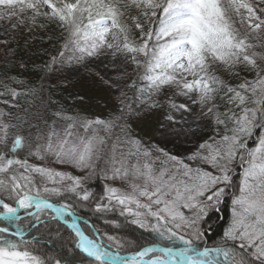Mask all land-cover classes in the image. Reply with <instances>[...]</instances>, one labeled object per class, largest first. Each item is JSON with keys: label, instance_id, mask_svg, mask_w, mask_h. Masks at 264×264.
I'll return each mask as SVG.
<instances>
[{"label": "snow or ice", "instance_id": "obj_1", "mask_svg": "<svg viewBox=\"0 0 264 264\" xmlns=\"http://www.w3.org/2000/svg\"><path fill=\"white\" fill-rule=\"evenodd\" d=\"M0 20L6 46L21 28L57 34L47 35L56 54L43 71L88 69L124 104L106 119L69 116L41 138L14 114L32 92L18 90L27 64L0 79L9 109H0V264H73L72 254L53 261L31 247L53 225L61 239L67 230L80 264H264V0H0ZM132 75L146 81L140 110L162 114L161 136L194 142L183 155L133 134L140 113L124 103ZM93 176L109 181L103 195L87 186ZM226 200L232 218L209 245L206 217ZM117 208L149 238L81 226L80 212Z\"/></svg>", "mask_w": 264, "mask_h": 264}, {"label": "trees", "instance_id": "obj_2", "mask_svg": "<svg viewBox=\"0 0 264 264\" xmlns=\"http://www.w3.org/2000/svg\"><path fill=\"white\" fill-rule=\"evenodd\" d=\"M53 34L54 33L52 31H49L47 35ZM47 35H45L44 32H36L34 36H43L44 42H41L39 38H36V41L30 43L29 38H26V33H24L18 42L23 49L17 51L11 58L3 56L2 61H0V79H2L6 73L13 76L17 75L16 69L18 68H15L16 66L13 64V61L19 64L23 61V63L27 64V70H21L22 75L18 76V79L25 81L26 86L24 88H18V90L27 93L28 89L31 88L32 92L19 98V106L15 110L14 114L22 120L30 121L33 126L31 129L33 133H45L49 128L53 127L55 123V116L58 112H60L61 115L65 114L68 110L74 108V104L79 97L93 99V97L97 95L96 92L99 91V88L94 85L87 88L73 89L70 83H66L65 80L59 78L58 72L48 74L43 71V68L39 71L35 70L36 66H34V64H36L37 61L38 64H41V61L37 60L38 56H36L35 51H39L40 46L43 43H46ZM36 44H38V46ZM10 45L11 43L7 46ZM30 46H32L33 49H29ZM55 54L56 50L53 52V55ZM143 71V69L140 70L141 73ZM132 81H137V88L134 89L131 87ZM142 82L143 80H137L136 75L128 81L129 86L124 88V92L126 93L124 101L125 104L131 105L134 108L139 93V87H141ZM10 86L16 87V85ZM0 106L6 111L9 110L5 108L2 102H0ZM122 108H124V104H122L119 109ZM115 114H119L118 109ZM117 135H119L118 130ZM114 140L115 138L113 137V141ZM254 140L255 137L249 141L250 146L253 145ZM21 158H23V155ZM161 159H163V157H161ZM58 166L70 172L72 171L71 168H66L63 165ZM74 174L81 175L79 172ZM232 175L234 183L239 184L242 176V168L239 164L235 166V171ZM106 185L107 181L102 178H97L96 176H93L91 180L87 182V186L90 187V190L97 195L104 194V188ZM79 215L88 221L90 220L91 223L95 224L102 232H106L109 235H116L128 240H136L137 238H140L141 243L149 238V232L147 230L140 229L137 225L131 222L130 218L125 219L120 217L118 208L115 211L108 213L84 211L80 212ZM231 218V200L224 201L218 210L208 213L206 223L203 227L206 229L207 237H209V245H211L212 242L220 236L223 229L227 227ZM112 221L118 222L112 223ZM82 226L85 229H88L87 224L82 223ZM51 227V234L47 231L35 234L37 240L31 246L35 253L40 255L42 258L51 259L53 261L72 254L73 264H80L81 256L79 254H73V250L68 244L70 236L67 230L63 226L60 227L61 233L64 234L63 239H61L55 234L56 226L53 225ZM91 231H94V229ZM135 250V247H129L125 251H122L121 254H128Z\"/></svg>", "mask_w": 264, "mask_h": 264}, {"label": "rangeland", "instance_id": "obj_3", "mask_svg": "<svg viewBox=\"0 0 264 264\" xmlns=\"http://www.w3.org/2000/svg\"><path fill=\"white\" fill-rule=\"evenodd\" d=\"M5 27H7V22L4 20H0V41H3L6 38L3 31ZM24 33H26L24 28H21L19 29L18 32L13 33L12 35L14 36V42H10L11 43L10 46H6L5 44L0 43V61H2L3 56L7 58H11L16 54L17 51L23 49L18 44V42L20 40V37ZM34 35L35 33H31V34L26 33V38H29L30 36H34ZM53 35H57V34H53ZM34 41H36V39H29L30 43H33ZM36 45L38 46V44ZM29 49H33V47L30 46ZM54 50H56V47H54V42L46 41L45 44L43 43L40 46L39 51H35L36 56H38L37 60L41 61V64L40 63L38 64V61L36 62V64H34V66H36L35 70L39 71L43 68L44 62L48 60L49 55H53ZM13 64L16 66L15 68H19V63L13 61ZM91 67L96 68L97 66L94 64ZM129 72H131V68L129 69ZM58 75L59 78L65 80L66 83H70L73 89L87 88L89 86L94 85L99 88V91L96 92L97 95L93 97V99L83 97V101H81L80 99L81 97H79V99L76 100L74 104V108L68 110L63 115L61 114L60 116L56 115L55 123L53 127H55L57 131H60L62 128L65 127V125L68 122L67 117L69 116H76L81 119L84 118L93 119L95 117L106 119L110 115L115 114L116 110L122 106L120 99L118 98L119 94L114 93L111 89L106 88L104 85H102L99 82V80L96 77L90 76L88 69L81 68L79 72L66 70L64 72H58ZM133 76L134 75H132V77ZM145 83L146 81H143L141 87ZM141 99L142 96L139 91L136 103L134 105V109H136L137 112H139L140 114L139 116H134L133 119L130 121L133 129V134L136 137L141 138L145 145L150 144L153 146H157L172 154L180 153L183 155L186 152V150L191 149L193 147L194 142L190 139L185 140L183 136L176 137L172 133H166L164 136H161V133L159 131V121L162 119V114L157 111H153L151 114H149L147 110L141 111L140 110ZM0 109L5 110L1 106ZM211 130H212V125H209L208 128L205 129V134L210 133ZM76 131L81 136L86 135L83 128L78 127ZM33 135L34 136L39 135L42 138L44 133L38 132V133H33ZM101 135H103L102 132ZM30 162L40 163V161L34 157L30 158ZM44 163L47 164L48 162L44 161ZM55 167H57L61 171H68L60 168L58 165H55ZM108 183L109 181H107V184ZM114 186L124 187L119 182H117Z\"/></svg>", "mask_w": 264, "mask_h": 264}]
</instances>
